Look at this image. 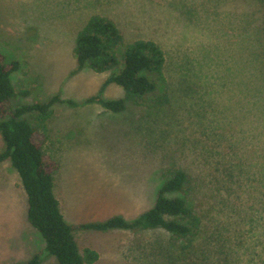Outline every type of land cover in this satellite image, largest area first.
<instances>
[{
	"label": "rangeland",
	"instance_id": "1",
	"mask_svg": "<svg viewBox=\"0 0 264 264\" xmlns=\"http://www.w3.org/2000/svg\"><path fill=\"white\" fill-rule=\"evenodd\" d=\"M94 15L113 19L127 43L157 42L174 64L183 57L193 68L213 60L212 68L221 69L205 70L209 87L240 83L253 97L264 49L258 28L264 23V0H0V50L7 64L20 63L12 74L17 92H30L12 107L46 103L57 95L78 104L56 105L45 124L36 115L24 116L36 127L46 154L61 165L55 191L68 222L102 223L114 216L133 222L154 208L166 169L182 167L192 176L187 193L172 195L187 198L201 219L191 242L175 241L161 229L81 230L82 239L115 256L113 264H264V154L252 151L253 130L235 137L227 131L219 179L205 155L210 145L190 128L194 120L176 109L131 106L114 114L98 103L86 104L110 76L90 69L73 74L78 34ZM101 97L115 101L126 93L111 85ZM229 113L241 116L239 108ZM231 141L243 148L231 151ZM5 148L0 133V155ZM0 220V264H22L46 253L10 160L0 163ZM48 256L43 264H59Z\"/></svg>",
	"mask_w": 264,
	"mask_h": 264
},
{
	"label": "trees",
	"instance_id": "2",
	"mask_svg": "<svg viewBox=\"0 0 264 264\" xmlns=\"http://www.w3.org/2000/svg\"><path fill=\"white\" fill-rule=\"evenodd\" d=\"M243 23L246 25V21ZM247 27L248 24L244 29ZM258 28L264 38V23ZM74 55L78 67L73 74L86 69L99 74L110 73L99 94L87 99L86 104L98 103L114 114L126 112L131 106L152 110L176 109L187 121L194 120V128H190L199 135L201 142L210 145V151L205 155L214 164L219 179L224 172L223 142L227 138V131H231V137H235L252 129L251 137L257 141L252 151L254 154H264V49L258 55L261 62L258 68L260 76L255 79L258 84L255 85L257 93L253 97L247 94L248 85L240 83L223 84L219 89L209 87L204 77L205 70L215 74L221 69L217 64L215 69L212 68L211 64L216 63L213 60L208 65L200 61L199 67L193 68L190 59L183 57L174 64V60L157 42L140 39L127 43L118 24L101 15L92 16L79 32ZM19 67L18 61L7 64L0 50V133L6 146L0 155V163L10 160L18 171L28 198L29 222L41 234L49 255L56 257L59 264L97 262L99 254L96 251H80L75 234L81 230L107 232L117 229H161L171 234L175 241L188 243L199 235L201 219L190 207L188 199L172 197L174 194L187 193L192 186L191 174L182 167L169 168L163 172L164 182L158 191L154 208L133 222L114 216L102 223H68L55 191V174L61 165L46 154L37 139L36 127L24 116L36 115L45 124L52 119L56 105L76 107L78 104L57 95L46 103L13 108L12 103L19 95H30L28 91L18 93L12 82V74ZM233 84L236 88H229ZM111 85L122 88L126 97L115 101L103 100L101 96ZM233 108H239L240 117L229 113ZM230 121L233 124L225 127L224 123ZM228 147L235 151L243 148V145L231 141ZM241 172L244 173V170ZM228 179L233 180L234 174L228 175ZM43 261L40 252L22 264H43Z\"/></svg>",
	"mask_w": 264,
	"mask_h": 264
},
{
	"label": "crops",
	"instance_id": "3",
	"mask_svg": "<svg viewBox=\"0 0 264 264\" xmlns=\"http://www.w3.org/2000/svg\"><path fill=\"white\" fill-rule=\"evenodd\" d=\"M61 208H62V206H61ZM62 211H63V209H62ZM63 214H64V212H63ZM64 216H65V219H66V221H67V218H66V215L64 214ZM0 221H2V220H0ZM68 222V221H67ZM68 223H70V222H68ZM70 224H72V225H75V224H73V223H70ZM83 231V230H82ZM76 239H77V243H78V246H79V248H80V251L82 252V253H84L86 250H88V249H90V250H94V251H96L98 254H99V259H98V261L97 262H95L94 264H113V263H116V260H115V256H113L111 253H103L102 252V250L101 249H99V247L96 245V246H94L92 243H91V241H90V239L89 238H86V240H84V239H82V237L84 236V235H82L81 236V234H80V232H76ZM97 236H98V234H97ZM46 249V247H44V250ZM45 251H42V254H43V256H44V258H48V259H50V256H48L49 254H48V252H46V253H44ZM37 254V253H36ZM35 254V255H36ZM34 255V256H35ZM46 255V256H45ZM45 260V259H44ZM44 262V261H43ZM50 263H52V264H55L56 262L53 260L52 262H50ZM57 264V263H56Z\"/></svg>",
	"mask_w": 264,
	"mask_h": 264
}]
</instances>
